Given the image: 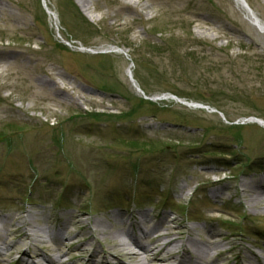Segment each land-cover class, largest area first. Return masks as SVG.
Here are the masks:
<instances>
[{"label": "rangeland", "instance_id": "obj_1", "mask_svg": "<svg viewBox=\"0 0 264 264\" xmlns=\"http://www.w3.org/2000/svg\"><path fill=\"white\" fill-rule=\"evenodd\" d=\"M243 5L0 0V264H78L75 239L119 264L141 215L202 264L264 263V0Z\"/></svg>", "mask_w": 264, "mask_h": 264}, {"label": "bare ground", "instance_id": "obj_2", "mask_svg": "<svg viewBox=\"0 0 264 264\" xmlns=\"http://www.w3.org/2000/svg\"><path fill=\"white\" fill-rule=\"evenodd\" d=\"M239 4H241V6L244 9V5L243 2L241 0H236ZM82 8L83 12H87L88 13V6L85 4H81L80 5ZM245 11L248 15V18L254 23V25L259 29L260 32H262L264 34V27L263 24L260 22V20L258 19V17L251 11L245 8ZM118 52V51H115ZM134 86H136L135 82H133ZM175 99V98H173ZM176 100V99H175ZM180 102V101H178ZM181 103V102H180ZM189 106H191L192 104H188ZM191 107H198L196 105H192ZM249 122H255V123H260V120H254L253 118H251L249 120ZM253 192L257 191L258 194H263L264 195V186L262 184H258L257 186L254 187V189H252ZM144 215H141V221H138L137 224H142V223H147V220L142 217ZM180 228H176L174 229V231H168L166 233H163V235L157 236L156 240L153 241V245L155 247H159V250L161 251L156 252V253H152L151 255H153V259L156 260L159 263H163V264H202L200 262L201 259L206 258L207 253V248H203L200 246V241L196 240L192 241V246L194 247V249L189 248L188 246V240L186 242H182L180 240V237L182 235L181 231H179ZM98 230V232H100L101 234H106V232L102 229H96ZM158 227L152 226L149 228H147V230H142V234L145 235V237H150L152 234L157 233L158 231ZM120 233H119V232ZM34 234V233H33ZM109 234V233H108ZM123 234L125 236V238H120L119 235ZM111 238L110 240H114V246H121L124 250L128 249V247L134 246L137 248L136 251H126L123 253L118 252L117 254V258L119 260L120 258V262L119 264H127L126 262L122 261L121 258L125 259V260H129V261H133V264H146L147 263V256H141L139 251H145L144 250V246L138 242L137 237H131L129 236V234H127L122 228H119L116 232H110ZM73 240V239H71ZM74 243L78 244V250L81 252L80 255L78 256L79 259L77 261L78 264H87L84 263V259L83 256H81V254L86 255L87 253L89 254V259L90 258H95L96 254L97 255H101V257L103 256V258H107L105 255V252L100 251V252H96V250L94 249V247H96L95 245L98 244L97 241H95L94 243L90 242L87 239H78V240H74ZM177 244H179L178 251H172L174 250L175 246H177ZM113 246V245H111ZM211 249V248H210ZM209 249V250H210ZM154 249H150L148 252H153ZM90 251V252H89ZM172 251V252H169ZM164 254V257L160 258V256H162ZM110 255V254H108ZM57 256L53 257V256H48L47 258H45V262L48 264H56L57 263ZM195 258V259H194ZM188 259V260H186ZM215 259L212 260L210 262V264H215ZM63 264H71L70 262H66ZM130 264V263H129ZM264 264V263H262Z\"/></svg>", "mask_w": 264, "mask_h": 264}]
</instances>
